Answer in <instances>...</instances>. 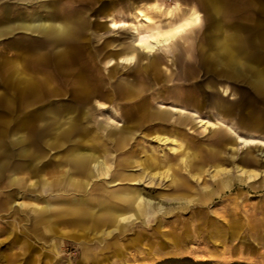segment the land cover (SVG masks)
Here are the masks:
<instances>
[{
	"label": "rangeland",
	"instance_id": "rangeland-1",
	"mask_svg": "<svg viewBox=\"0 0 264 264\" xmlns=\"http://www.w3.org/2000/svg\"><path fill=\"white\" fill-rule=\"evenodd\" d=\"M217 1L218 13L209 11L210 0H156V6L149 1L146 11L153 24L172 22L192 9L201 22L155 53H144L134 46L131 26L108 27L111 13L116 20L138 23L135 6L143 0H0V264H264V146L245 147L228 129H205L191 115L173 114L167 107L197 111L204 119L218 115L242 136L255 132L236 123L250 110L264 114V99L253 90L248 74L227 79L219 76L225 74L220 68L204 63L205 35L213 21L220 20L226 34L238 32L243 39L264 14L258 0ZM60 6L76 10L67 20H58ZM77 19L82 22V70L80 75L58 72L62 47L55 46V38H68L66 22ZM130 52L135 53V63L116 62ZM34 55L41 61L34 62ZM110 60L116 63L109 65ZM154 61L157 78L154 70L144 67ZM34 65L38 70H32ZM38 82H45L48 91L34 93ZM135 82L141 90L129 92ZM218 85L228 86L231 93L223 96ZM192 93L196 96H189ZM217 99L229 104L230 111L220 114ZM159 103L166 105L161 113L166 118L136 121L139 115L158 111ZM66 112L77 116L76 135L93 138L109 167L104 175L96 171L78 198H87L98 218L119 219L134 212L99 210L104 202L96 203L95 195L124 204L120 198L141 193L152 206L146 204L140 216L99 227L89 221L80 226L59 221L68 218L56 212L62 207L59 201L72 192L55 191L56 184L50 187L44 180L55 181L68 161L73 138L53 141L50 121ZM27 117L25 132L34 140L20 146L18 127ZM157 134L169 140L159 142ZM254 135L264 139V132ZM220 141L226 149L219 147ZM201 149H222V165L234 177L236 164L260 173L247 184L226 186L212 164L203 172L189 170L188 160L197 159L192 155ZM242 157L255 164H243ZM156 171L160 175L153 179ZM95 187L99 191L92 190ZM44 202L52 205L49 228L34 222L35 210Z\"/></svg>",
	"mask_w": 264,
	"mask_h": 264
},
{
	"label": "bare ground",
	"instance_id": "bare-ground-1",
	"mask_svg": "<svg viewBox=\"0 0 264 264\" xmlns=\"http://www.w3.org/2000/svg\"><path fill=\"white\" fill-rule=\"evenodd\" d=\"M149 1H152L153 5L156 6V0H143L142 3L135 6L137 13L136 17L138 18L139 21L138 23L130 24L125 20H116L114 17L115 15L112 16L113 14L111 13L110 14L111 18L109 17L110 24L108 26L109 28H113V29L131 26V35L133 37L134 46L139 47L144 53H155L161 46L174 41L178 36L169 40L161 39L160 37H162L164 33L171 31L176 27H179L186 20L193 19L194 17H199V21L201 22V18L198 12L195 9H192L186 16L179 17V19L174 20L172 22L153 24L151 22L152 20L151 17L148 15L146 11V9L150 4ZM258 2L260 6L259 12L261 14H264V0H258ZM208 8L209 11L214 13H218L221 10V6L217 0H210ZM75 10L71 9L70 7L60 6V8L56 10L55 17L58 20H62V21L67 20L66 16L69 15V13L73 14ZM1 18L2 17L0 16V20H2ZM145 20L151 23L145 25L144 22ZM81 28H82V22L80 20L78 19L70 20L66 22V31L69 35L68 38L65 39L61 37L55 38L56 40V43L54 42L55 46L59 45L60 47H62L60 53L58 54L59 59L56 62L57 63L56 70H58V72L63 71V69H66L68 70V72L71 73L74 72L75 74L77 73L80 75L79 71L82 70V66L79 67L78 61H80L79 55L82 54V50L78 48V39L81 37ZM181 34H179V36ZM152 37H157V39L153 40ZM205 37H206L205 38L206 43L208 45V50L205 56L204 63L220 68L223 71V73H225L226 76L229 77L236 76V74L238 73L248 74L251 77V81H252L251 84L253 90L256 92V94L259 97L264 99V16L259 17L257 23L254 26V29L247 35V37L243 39L242 38L240 39L238 32L230 35L226 34L224 29L222 28L220 20H215L210 24ZM24 46L25 45L23 44L22 47ZM250 48H252L253 50L249 52L248 50ZM68 56H69V61H66V58ZM135 57H136L135 53L130 52L126 55L120 56L119 59L116 60V62L125 65L135 63L136 62ZM32 59L34 62L41 61L38 55L32 56ZM116 62L110 60L109 65H112ZM144 67L145 69L154 70L155 78L159 77L157 76L158 66L156 65L155 61L146 63ZM38 68H39L38 66L35 65L32 66V70L33 69L38 70ZM17 73H19V70H17ZM52 73H54V70L50 74ZM46 75L47 78H50L48 72H46ZM54 75L55 73L53 74V76ZM74 81H78V78H76ZM42 83L43 82H38L37 85L39 86L33 87V91L37 95H39L43 91V89H46L48 91V88L46 86L43 87V84L45 82L43 84ZM130 86L131 87L129 89V92L134 93V92H139L141 90V85L137 82L131 83ZM218 89L220 90L223 96L229 95L231 93V90L228 88V86L218 85ZM121 90L124 93L125 92L128 93V89L122 88ZM25 93L26 92L23 89L21 95L24 96ZM215 104L220 114H223V112L226 113L230 111V105L225 103L221 99H217ZM167 107L168 110L173 114L177 113L183 116H185V114L191 115V117L195 118L196 122L200 123V125L203 126L205 129H216V131L218 130L222 131V128L228 129V131L233 135H235L237 140L240 143H242L243 146L245 147L264 146V139L258 138L256 137V135H254L258 131L260 133L264 132V114H261L260 112L255 113L250 110L247 113L246 118H242L238 121V123H236L237 126H241L243 128L242 130H248L250 133L251 130H254L255 132L254 134L251 133L250 136H242L241 134L238 133V131H236L233 128V126L225 124V122L218 115H216L215 119H204L200 117L197 111H188L184 107H178L174 105H168ZM163 108H166V105L159 103V109H157L158 111L156 112L148 111L147 113L139 115L136 121L139 122L145 117L151 118V120L152 119L162 120L163 118H166L165 116L161 115V113H164V111L162 110ZM28 120L29 117L24 118V120L19 124L18 127V132L20 134L16 138V142L20 146H24L28 142L34 140L32 139V135L28 134L29 132L27 133L25 132V127L28 124ZM77 120H78L77 116L71 114L70 112L60 114L57 116V118L54 117L50 120L51 123L53 124V127L51 128L52 134H54L53 141H59L62 139L64 141H67L73 138V140L71 141V145H69L70 152H69L68 161L66 163V167H64L61 174L57 175L55 181L54 180L50 181L49 179L44 180V183L47 186L54 187V185L56 184V186L54 187L55 191L58 190L62 191L66 189L72 192V196L67 197L64 200L60 199L59 201L62 207L59 206L60 209H58L56 212H59L58 213L59 216L68 217L67 219L65 218V220L64 218H60L59 221L74 222L75 224H79V226L80 224L89 221L91 225H93V227H99V225L102 226L107 222L118 223L120 220H124L126 219V217H129L131 215H134L135 217L140 216L142 213H144L147 205H150V200L143 198V196H141V193L123 199L120 198V200L124 204L113 202L111 199H109L107 195L104 194L95 195L94 198L96 203L97 201L104 202V204L101 207H99V210L108 211L114 209L116 210V212H118V210L119 211L121 210L120 208L123 209L127 208V209H132V211L134 212L131 213V215L121 214L119 219L116 218V216L113 217L111 215L110 217H106L103 219L98 218L95 212H93L88 208L87 205L88 199L85 197L78 198L77 195L86 192V190L88 189L91 183V180L97 176L96 171L98 172V174L104 175L107 173L106 171H108L109 167H107V164H105L102 153H99L100 152V148L98 147L99 145L93 138H85V137L80 138L79 135H76L79 130L77 129L78 128ZM111 134L112 132H110V135ZM154 137L159 142H167L169 140V137H167L166 135L157 134L154 135ZM222 141L218 142V145L220 148L224 149L225 145ZM86 146L88 147L87 150L85 148ZM229 149H231L232 151L231 153L236 152V149H234L233 146H230ZM192 157H197V159L191 158L190 160H188L187 163H189L188 164V166L190 167L189 170L192 171L197 168L199 171L203 172L205 169L204 167L207 164H212L214 165L215 168L214 174L222 175L223 183L229 187L233 185L235 181L236 182L239 181L242 184L245 183L247 184V182H249L248 180L254 179L260 173L259 171L253 168H248L240 164H236L235 168L237 174L234 177L233 175H231L232 170L230 168H225L222 165V162H224L226 159L222 149H216V151L214 152H208V151L206 152L201 149L199 152L194 153ZM240 159L242 163L245 165L255 164L252 160L248 158L242 157ZM227 161L231 163L235 162V160L232 159L230 160L227 159ZM166 173H168V169ZM262 173H264V170H262ZM155 174L160 175V172L156 171L155 173H153V175L151 176L153 179L155 178ZM123 179L124 178L121 177L119 180H123ZM114 182L115 183H113V185L121 184V181H114ZM96 189L98 190L97 187L93 188L92 190H96ZM152 203L153 205L155 204L154 202ZM16 204H20V203L17 202ZM50 208H52V205L46 202H44L43 204H41L36 208L34 215L35 225H39L42 227H46L48 225L47 228H49V223L52 222L48 214Z\"/></svg>",
	"mask_w": 264,
	"mask_h": 264
},
{
	"label": "snow or ice",
	"instance_id": "snow-or-ice-1",
	"mask_svg": "<svg viewBox=\"0 0 264 264\" xmlns=\"http://www.w3.org/2000/svg\"><path fill=\"white\" fill-rule=\"evenodd\" d=\"M199 17H194L193 19L186 20L183 24L175 29L164 33L161 39L169 40L179 36V34L185 32L187 29H191L195 24H199ZM153 40H156L157 37H152Z\"/></svg>",
	"mask_w": 264,
	"mask_h": 264
},
{
	"label": "crops",
	"instance_id": "crops-1",
	"mask_svg": "<svg viewBox=\"0 0 264 264\" xmlns=\"http://www.w3.org/2000/svg\"><path fill=\"white\" fill-rule=\"evenodd\" d=\"M219 75V74H218ZM219 76H222V77H224V78H227V79H229V78H231V77H229V76H225V74H220ZM189 96H196V95H194V93H192L191 95H189ZM180 102H182V101H180ZM184 102V104H187V102H185V101H183ZM246 111V110H245ZM244 111V112H245ZM3 204H5V202L3 203Z\"/></svg>",
	"mask_w": 264,
	"mask_h": 264
}]
</instances>
